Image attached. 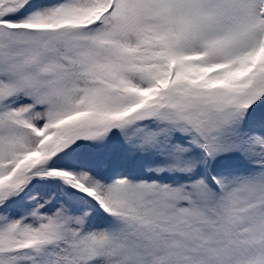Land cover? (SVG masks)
Listing matches in <instances>:
<instances>
[{
	"label": "snow or ice",
	"instance_id": "1",
	"mask_svg": "<svg viewBox=\"0 0 264 264\" xmlns=\"http://www.w3.org/2000/svg\"><path fill=\"white\" fill-rule=\"evenodd\" d=\"M0 264H264V0H0Z\"/></svg>",
	"mask_w": 264,
	"mask_h": 264
}]
</instances>
